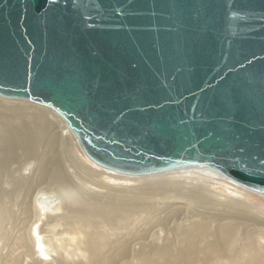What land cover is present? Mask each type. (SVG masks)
<instances>
[{
  "label": "water",
  "instance_id": "water-1",
  "mask_svg": "<svg viewBox=\"0 0 264 264\" xmlns=\"http://www.w3.org/2000/svg\"><path fill=\"white\" fill-rule=\"evenodd\" d=\"M0 96L54 109L99 167L264 196V0H0Z\"/></svg>",
  "mask_w": 264,
  "mask_h": 264
},
{
  "label": "bare ground",
  "instance_id": "bare-ground-1",
  "mask_svg": "<svg viewBox=\"0 0 264 264\" xmlns=\"http://www.w3.org/2000/svg\"><path fill=\"white\" fill-rule=\"evenodd\" d=\"M78 147L54 109L0 96V264H264L249 189L208 168L121 174Z\"/></svg>",
  "mask_w": 264,
  "mask_h": 264
},
{
  "label": "rangeland",
  "instance_id": "rangeland-1",
  "mask_svg": "<svg viewBox=\"0 0 264 264\" xmlns=\"http://www.w3.org/2000/svg\"><path fill=\"white\" fill-rule=\"evenodd\" d=\"M53 110V109H52ZM80 149V150H79ZM77 151H78V153L81 155V157H83V160L86 162V161H88L89 163H91L90 161H89V159L85 156V154H84V152L82 151V148L81 147H78V149H77ZM152 176H154V175H152ZM227 179V178H226ZM230 182V181H229ZM125 184H128V182H125ZM230 185H232L233 187L235 186V184L234 183H229ZM251 191V190H250ZM221 192H223L224 194H226V195H229L230 197H232V198H234L236 195L235 194H233L232 192H230L229 190H227V189H222L221 190ZM251 192H253L254 194L252 195V198L255 200V201H259V202H261V203H264V198H262V197H264V196H262L261 194H258V193H256V192H254V191H251ZM66 241L65 240H60V243L62 244V243H65ZM259 242H260V244L262 245V246H264V242L262 241V240H259ZM254 247L256 248V249H254L253 250V252H255L256 251V253H261L260 252V248L259 247H257V246H255L254 245ZM4 254H6V250L4 251Z\"/></svg>",
  "mask_w": 264,
  "mask_h": 264
}]
</instances>
